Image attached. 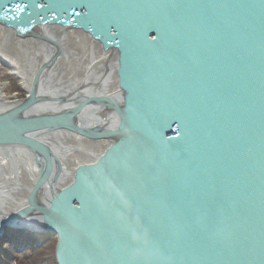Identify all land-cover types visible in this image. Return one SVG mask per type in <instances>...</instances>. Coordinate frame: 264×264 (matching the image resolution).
<instances>
[{"label": "water", "instance_id": "water-1", "mask_svg": "<svg viewBox=\"0 0 264 264\" xmlns=\"http://www.w3.org/2000/svg\"><path fill=\"white\" fill-rule=\"evenodd\" d=\"M0 25L119 53L108 146L0 236L53 234L56 264H264V0H0ZM29 99L0 112V146L38 148L12 137L84 100Z\"/></svg>", "mask_w": 264, "mask_h": 264}, {"label": "bare ground", "instance_id": "bare-ground-1", "mask_svg": "<svg viewBox=\"0 0 264 264\" xmlns=\"http://www.w3.org/2000/svg\"><path fill=\"white\" fill-rule=\"evenodd\" d=\"M118 55L102 52L96 41L75 28L13 31L0 25V59L19 78L31 108L57 113L78 101L73 99L84 98L77 103L78 109L51 124L12 137L31 139L38 148L14 143L0 146V215L33 210L36 201L44 198V188L60 187L76 165L94 159L108 146L115 120L112 72ZM3 88L0 82V112L24 101L5 97Z\"/></svg>", "mask_w": 264, "mask_h": 264}, {"label": "rangeland", "instance_id": "rangeland-1", "mask_svg": "<svg viewBox=\"0 0 264 264\" xmlns=\"http://www.w3.org/2000/svg\"><path fill=\"white\" fill-rule=\"evenodd\" d=\"M10 69L11 67H9L6 62L4 63L0 59V82L4 84L2 94L5 97L13 96L15 100L16 99L22 100L27 96L26 90L23 89V87L21 86L19 78L15 77L10 73ZM12 231L15 233L14 229H10V231L8 232L11 234V236L13 233ZM24 233L27 234L30 233L28 235L31 234L33 235L36 234V235L30 236L29 239L24 238L23 241L17 243L18 245L17 248H15V246L12 243L6 242L0 244V255L2 253L6 257V258L0 257L2 259L0 260V264H20L17 261H20V258L24 256V254H27L28 251L30 252V254L35 255L34 257L37 260V264H55V260H54L55 255L53 254L56 246V237L50 233L37 234V233H32L28 230H24ZM3 237H6V239L5 238L4 239L5 241H8V236L2 235L0 237V242ZM6 247L7 248L10 247L12 249V253H10L9 256H6V252H5ZM31 260L32 258H25L23 264H28L29 261Z\"/></svg>", "mask_w": 264, "mask_h": 264}, {"label": "trees", "instance_id": "trees-1", "mask_svg": "<svg viewBox=\"0 0 264 264\" xmlns=\"http://www.w3.org/2000/svg\"><path fill=\"white\" fill-rule=\"evenodd\" d=\"M6 232H9V231H6ZM13 232V231H12ZM28 234H30V233H28ZM27 233H24V230L23 231H21V230H15V233L13 232L12 233V236H11V234L10 233H6V235L8 236V241H5V239H6V237H3L2 239H1V242H0V244H2V243H12L14 246H15V248H17L18 247V245H17V243H20L21 241H23L24 240V238H27V239H29L30 238V236H35L36 234H31V235H28ZM5 235V236H6ZM5 238V239H4ZM37 249V248H36ZM18 250V249H17ZM5 252H6V256H9L10 255V253H12V249L10 248V247H6V249H5ZM37 253V252H36ZM35 255L34 254H30V252L28 251V253L27 254H24V256H22L21 258H20V261H17L18 263H20V264H23V262H24V259L25 258H32V260L31 261H29V263L28 264H37V260H36V258L34 257ZM0 257L2 258H6L5 257V255L4 254H2L1 253V255H0ZM24 257V258H23ZM0 258V260H2ZM23 258V259H22ZM22 259V260H21ZM36 260V261H35ZM16 262V261H15Z\"/></svg>", "mask_w": 264, "mask_h": 264}, {"label": "snow or ice", "instance_id": "snow-or-ice-1", "mask_svg": "<svg viewBox=\"0 0 264 264\" xmlns=\"http://www.w3.org/2000/svg\"><path fill=\"white\" fill-rule=\"evenodd\" d=\"M17 9L19 10V5L17 6Z\"/></svg>", "mask_w": 264, "mask_h": 264}]
</instances>
